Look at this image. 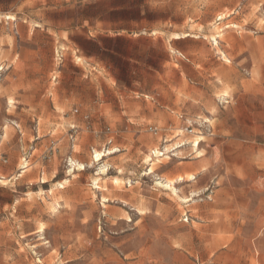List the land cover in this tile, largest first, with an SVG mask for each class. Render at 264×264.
<instances>
[{
  "label": "rangeland",
  "instance_id": "1",
  "mask_svg": "<svg viewBox=\"0 0 264 264\" xmlns=\"http://www.w3.org/2000/svg\"><path fill=\"white\" fill-rule=\"evenodd\" d=\"M0 264H264V0H6Z\"/></svg>",
  "mask_w": 264,
  "mask_h": 264
},
{
  "label": "bare ground",
  "instance_id": "2",
  "mask_svg": "<svg viewBox=\"0 0 264 264\" xmlns=\"http://www.w3.org/2000/svg\"><path fill=\"white\" fill-rule=\"evenodd\" d=\"M222 97H225L226 95L224 94V95H221ZM207 121V120H206ZM5 130H6V127L4 128L3 127V131L5 132ZM6 133V132H5ZM5 133L2 135V137H4L5 136ZM7 136L8 135H6V138H7ZM3 139V138H2ZM5 139V138H4ZM197 140V139H196ZM195 140V141H196ZM199 141H202V139L201 138H199L198 139ZM197 140V141H198ZM195 144H198V143H195ZM182 147V146H181ZM167 148V147H166ZM165 148V151H167V149ZM154 150V149H153ZM164 151V152H165ZM153 154H155V155H158V156H163L164 155V153H161V152H158V151H156V150H154L153 152H152ZM108 154H110V153H108ZM94 159L96 160V161H99V160H101V158L103 157V155L101 154V152H94ZM147 159V161L149 160V158L147 157L146 158ZM71 166H79L80 167V169H81V165H77L75 162H73L72 160H71ZM27 167H28V165L25 163V162H23L22 163V166H21V168H20V170H21V172L20 173H25L26 171H27ZM102 168V167H101ZM103 169V168H102ZM104 170V169H103ZM153 172V164H152V166H151V168H150V173H152ZM179 180H181V179H179ZM190 180H192V177L190 178ZM97 181V180H96ZM165 184V183H164ZM162 185V184H161ZM167 186L168 187H171V186H173V183H168L167 184ZM61 188V187H60ZM165 188V187H164ZM173 190H174V188L173 187H171ZM105 198V197H104ZM102 199H103V197H102ZM105 199H107V198H105ZM141 212V211H140Z\"/></svg>",
  "mask_w": 264,
  "mask_h": 264
},
{
  "label": "crops",
  "instance_id": "3",
  "mask_svg": "<svg viewBox=\"0 0 264 264\" xmlns=\"http://www.w3.org/2000/svg\"><path fill=\"white\" fill-rule=\"evenodd\" d=\"M5 2L6 0H0V13L4 12Z\"/></svg>",
  "mask_w": 264,
  "mask_h": 264
}]
</instances>
